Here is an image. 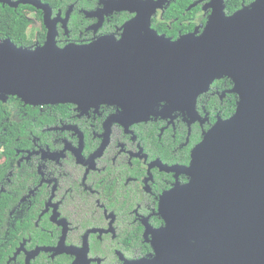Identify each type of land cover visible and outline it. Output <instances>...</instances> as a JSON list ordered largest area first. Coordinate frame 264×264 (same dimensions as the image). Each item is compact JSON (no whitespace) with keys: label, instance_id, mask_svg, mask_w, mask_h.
Listing matches in <instances>:
<instances>
[{"label":"flooded vegetation","instance_id":"obj_1","mask_svg":"<svg viewBox=\"0 0 264 264\" xmlns=\"http://www.w3.org/2000/svg\"><path fill=\"white\" fill-rule=\"evenodd\" d=\"M40 1L52 11L61 48L120 41L125 33L131 46L133 38L154 34L170 42L200 37L219 3L58 0L60 7ZM255 1L224 0L225 14ZM31 7L24 11L35 49L46 43L48 28L45 13ZM234 86L228 77L215 79L195 110L131 97L125 107L0 100V264L154 260L155 237L166 226L163 199L190 182L194 150L235 114Z\"/></svg>","mask_w":264,"mask_h":264},{"label":"water","instance_id":"obj_2","mask_svg":"<svg viewBox=\"0 0 264 264\" xmlns=\"http://www.w3.org/2000/svg\"><path fill=\"white\" fill-rule=\"evenodd\" d=\"M223 1L200 37L170 42L154 34L131 46L125 33L120 41L61 48L48 5L0 0L42 10L48 28L46 43L35 49L0 42V100L125 107L131 97L195 110L215 79L234 82L235 114L194 150L190 182L163 199L156 258L136 264H264V0L232 16Z\"/></svg>","mask_w":264,"mask_h":264},{"label":"trees","instance_id":"obj_3","mask_svg":"<svg viewBox=\"0 0 264 264\" xmlns=\"http://www.w3.org/2000/svg\"><path fill=\"white\" fill-rule=\"evenodd\" d=\"M47 1L50 2L52 6H62L58 0ZM27 9H32V7L29 5H22L14 9L8 5L0 4V42L10 39L19 47L31 48L33 42L28 34L31 22L25 14L26 11H24ZM43 41L44 36L41 38V43Z\"/></svg>","mask_w":264,"mask_h":264},{"label":"rangeland","instance_id":"obj_4","mask_svg":"<svg viewBox=\"0 0 264 264\" xmlns=\"http://www.w3.org/2000/svg\"><path fill=\"white\" fill-rule=\"evenodd\" d=\"M33 28H34V26H33ZM28 34H29L30 39H34L35 38V36H34L35 34H34V32H33L31 27L29 28Z\"/></svg>","mask_w":264,"mask_h":264}]
</instances>
